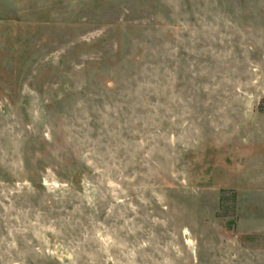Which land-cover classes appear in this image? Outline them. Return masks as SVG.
I'll list each match as a JSON object with an SVG mask.
<instances>
[{
	"label": "rangeland",
	"instance_id": "obj_1",
	"mask_svg": "<svg viewBox=\"0 0 264 264\" xmlns=\"http://www.w3.org/2000/svg\"><path fill=\"white\" fill-rule=\"evenodd\" d=\"M0 264H264V0H0Z\"/></svg>",
	"mask_w": 264,
	"mask_h": 264
}]
</instances>
